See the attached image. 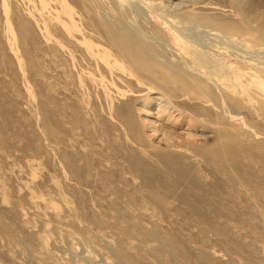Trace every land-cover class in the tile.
Masks as SVG:
<instances>
[{"label": "rangeland", "instance_id": "rangeland-1", "mask_svg": "<svg viewBox=\"0 0 264 264\" xmlns=\"http://www.w3.org/2000/svg\"><path fill=\"white\" fill-rule=\"evenodd\" d=\"M141 2L115 5L160 59L193 68L191 41L193 76L238 85L136 78L110 0H0V264H264V0ZM176 10L259 49L200 44Z\"/></svg>", "mask_w": 264, "mask_h": 264}, {"label": "bare ground", "instance_id": "bare-ground-1", "mask_svg": "<svg viewBox=\"0 0 264 264\" xmlns=\"http://www.w3.org/2000/svg\"><path fill=\"white\" fill-rule=\"evenodd\" d=\"M105 1H108V0H105ZM110 1H111L112 6L106 9L107 11H110L113 18L117 20V23L119 24V28L117 29L113 25L111 26L109 25L108 27L109 35L107 36V39L110 41L109 42L110 45L113 46L114 52L116 56L118 57V59L121 61V64L126 66L129 69V72L136 78L137 76L140 77V74H143L144 76H149V75H153L154 72L155 73L159 72L161 74H166V77H168V75L170 76L167 81L178 83V84H183L185 86H191V85L198 86L202 84L206 85L208 83H213V84L215 83L217 85V84H221L224 82L229 83L230 85H233V84L236 85V83L238 82L237 80H234L228 75H226L224 65L221 63L217 64V69L219 73L221 74L218 79L217 78L211 79L209 74H203L201 76V73L198 78L193 76L195 75L193 72L198 73V70L199 71L202 70V69H199L202 61L204 60L203 62H205L207 60L202 57L203 56L202 53L204 52V49L201 53L199 51L200 49L199 48L197 49V47L193 43H191V41L184 40L185 43H188V45L190 46L189 47L186 46L187 48L183 49V55L187 56L190 59L191 64L193 65V68H189L188 64L184 66H180L178 63L174 64L173 62L171 63L168 60L165 62L163 58L160 59L159 55L151 51V48L148 47V44H144L143 41H141L139 32L140 33H143V32L139 29L140 26L133 25V23H130V22L129 23L124 22L123 19L121 18V12L119 8L116 7L115 3L120 2L122 3V5H126V4H129V1L131 0H114V2L112 0ZM140 1L145 2L146 6H151V7L156 8L160 14L167 13L161 0H140ZM180 3H183V2H180ZM173 4H175L176 6V3H173ZM243 5L244 4H242V6ZM175 12L176 14H179V12L177 13V10ZM194 17L195 15L193 13L188 14V15L187 14L177 15V19L183 20V26H185V28L183 29L189 35L188 37L191 39L193 38L198 39L199 40L198 42L200 44H203L204 42L207 41L209 43H205L204 45L206 46L213 45L215 47H218L220 51L225 52V54H228V53L233 54L239 61L243 63L246 61V57L249 56V54L248 55L246 54L247 51L249 52L258 51L259 47L255 44L257 43V41L251 40L250 35L245 30V26H239L243 23H239V24L236 23L237 25L235 27H233L232 25H229L228 27L225 24H222L216 27H213V26L206 27L205 25L208 23H202V22L196 23ZM154 32H158L157 29H155ZM251 42H253L254 45H252L253 43ZM83 45L85 49L87 50V53L91 55H95V57H97L100 63H104L105 65L110 66V67H114L116 65V64H110V61H109L110 54L108 52L100 50L98 48H94L93 47L94 44L90 40H87V42L83 43ZM165 47L172 48V49L177 48L176 39L173 36H169V35L166 36ZM212 55L215 57L214 54ZM175 65H177V67ZM246 65L249 66L248 64ZM194 67H196L197 69ZM262 97H263V94H262Z\"/></svg>", "mask_w": 264, "mask_h": 264}]
</instances>
